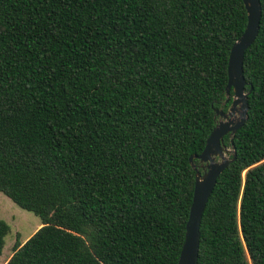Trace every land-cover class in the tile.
Instances as JSON below:
<instances>
[{
	"label": "trees",
	"instance_id": "obj_1",
	"mask_svg": "<svg viewBox=\"0 0 264 264\" xmlns=\"http://www.w3.org/2000/svg\"><path fill=\"white\" fill-rule=\"evenodd\" d=\"M259 3L246 119L204 205L195 264H264ZM245 23L242 0H0V192L40 220L4 264H177L188 157L225 108ZM8 230L0 219V252Z\"/></svg>",
	"mask_w": 264,
	"mask_h": 264
},
{
	"label": "water",
	"instance_id": "obj_2",
	"mask_svg": "<svg viewBox=\"0 0 264 264\" xmlns=\"http://www.w3.org/2000/svg\"><path fill=\"white\" fill-rule=\"evenodd\" d=\"M242 3L246 12V23L241 34L231 44L227 58V80L222 103L230 99V104L225 112L221 108H213L216 121L205 139L203 148L198 154L188 157L194 171L193 189L177 264L196 263L198 228L204 205L216 178L235 157L233 134L246 119V99L251 87L244 89L246 82L242 75V58L244 50L257 34L261 8L259 0H242ZM225 134L228 135L229 147L223 143ZM192 159H196L197 164H194Z\"/></svg>",
	"mask_w": 264,
	"mask_h": 264
},
{
	"label": "rangeland",
	"instance_id": "obj_3",
	"mask_svg": "<svg viewBox=\"0 0 264 264\" xmlns=\"http://www.w3.org/2000/svg\"><path fill=\"white\" fill-rule=\"evenodd\" d=\"M0 219L9 227L0 252V264H4L12 252L15 239H18L19 242L24 241L39 226L40 220L32 212L18 207L1 192Z\"/></svg>",
	"mask_w": 264,
	"mask_h": 264
},
{
	"label": "flooded vegetation",
	"instance_id": "obj_4",
	"mask_svg": "<svg viewBox=\"0 0 264 264\" xmlns=\"http://www.w3.org/2000/svg\"><path fill=\"white\" fill-rule=\"evenodd\" d=\"M229 104H230V99L227 102H225V103H222L221 102V106H224L225 105V108L224 109H222V107H220L222 109V111H224V112L227 111ZM224 136H227V138H228V135L227 134H225ZM227 147H229V145Z\"/></svg>",
	"mask_w": 264,
	"mask_h": 264
},
{
	"label": "crops",
	"instance_id": "obj_5",
	"mask_svg": "<svg viewBox=\"0 0 264 264\" xmlns=\"http://www.w3.org/2000/svg\"><path fill=\"white\" fill-rule=\"evenodd\" d=\"M38 226V225H37Z\"/></svg>",
	"mask_w": 264,
	"mask_h": 264
}]
</instances>
